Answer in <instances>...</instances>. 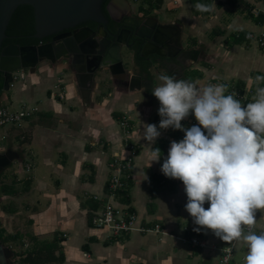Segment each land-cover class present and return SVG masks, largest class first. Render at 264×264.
<instances>
[{
    "label": "crops",
    "instance_id": "crops-1",
    "mask_svg": "<svg viewBox=\"0 0 264 264\" xmlns=\"http://www.w3.org/2000/svg\"><path fill=\"white\" fill-rule=\"evenodd\" d=\"M172 1L180 8L165 7ZM157 2L161 8L154 12L160 23L179 33L175 44L180 51L169 66L154 61L153 89L161 83L154 70L163 66L166 74L169 70L172 76L196 82L201 88L225 83V94L237 89L244 96L236 97L243 105L252 102L256 88L253 78L264 75V47L249 35L264 32V16L254 13L255 9H264V0H209L213 7L207 13L198 11L195 5L200 2L193 0ZM135 5L137 11L139 6ZM169 11L178 15L166 20ZM191 50H200L197 59L192 58ZM134 64L133 60L129 73L142 76L141 89L132 90L130 83L120 84L110 72L105 76L99 72L90 100L84 98L77 75L67 71L66 62L53 65V72L45 79L38 74L40 65L30 73L20 70L26 78L22 91L29 92L34 84L46 91L29 92L24 105L32 113L26 119L25 153L18 159L20 168L11 169L1 178L5 183L0 185L9 187L4 193L5 198H11V216L27 217L26 225L33 229L35 244L63 238L60 245L64 260L52 264H220L221 250L231 245L236 250L234 260L244 262L247 248L242 241L227 245L207 229H201L200 237L217 250L194 247L179 238H189L197 226L185 210L187 195L182 181L166 177L161 166L170 143L182 140L184 132L168 128L159 130L161 135L152 144L143 139L144 125L161 119L160 104L146 91L144 77ZM29 78L31 85L27 84ZM127 78L130 82V74ZM98 80L102 85L112 82L116 89L99 90ZM125 117L129 119L127 128L121 126ZM181 124L187 128L198 122L190 114ZM160 139L167 140L168 145L159 162L151 163V150ZM117 157L130 158L131 167L128 186L111 196L108 186L114 170L110 164ZM108 201L136 212L148 227L161 225L167 233L116 236L97 228L93 214L103 210ZM256 219L259 234L264 231V209L257 210ZM190 227L192 233H187Z\"/></svg>",
    "mask_w": 264,
    "mask_h": 264
},
{
    "label": "clouds",
    "instance_id": "clouds-1",
    "mask_svg": "<svg viewBox=\"0 0 264 264\" xmlns=\"http://www.w3.org/2000/svg\"><path fill=\"white\" fill-rule=\"evenodd\" d=\"M195 7L209 12L213 6L198 3ZM159 80L152 91L160 104L159 129L184 132L182 140L170 143L161 172L182 181L185 210L197 226L193 231L211 230L227 245L242 241L247 248L244 264H264V231L254 230L256 212L264 209V75L253 78L255 94L246 105L237 93L225 94V83L201 88L166 74ZM190 114L198 124L185 128L181 121ZM159 129L144 125L143 139L154 143L161 135ZM150 154L151 163L159 162V148H152ZM232 251L225 248L224 264Z\"/></svg>",
    "mask_w": 264,
    "mask_h": 264
},
{
    "label": "water",
    "instance_id": "water-1",
    "mask_svg": "<svg viewBox=\"0 0 264 264\" xmlns=\"http://www.w3.org/2000/svg\"><path fill=\"white\" fill-rule=\"evenodd\" d=\"M103 2L104 0H0V92L11 89V84L14 81V72L22 69L33 71L40 62L46 59L55 63V53L61 59L62 53H58L57 49L60 46L63 51L68 49V52L74 53L72 47L74 44L76 51L80 47L79 51L94 54V51H87L83 48L90 44L88 36L94 35V33L97 36L100 34V28L97 30L86 28L73 31V35L65 39L60 46H55L53 43L39 46H20L16 44L4 46L10 21L20 5L27 4L33 7L35 19L34 35L35 37L43 38L56 32L74 28L89 20L104 26L108 19L102 10ZM130 7L132 8L131 5ZM128 25L131 27V35L144 41L141 45L142 57L148 58L152 55L161 57L174 56L180 51L175 44L176 35L179 33L171 26L160 23L155 16H133L130 18ZM118 36L117 32L111 31V38H107V43L103 40L98 41L96 48H99V62L79 70L80 74H78V77H83L87 80L85 84H80L81 92L86 100H90L97 75L96 72L101 67L108 69V72L115 76L118 73L130 74V88L132 90L143 87L142 76L129 73L124 66L121 54L122 49L124 47L130 49L132 45H128ZM168 50H170L169 54ZM79 51H77V54ZM134 63V67H136L137 64L136 62ZM16 159H20V155L12 149L0 153V174ZM8 250L11 249L8 248Z\"/></svg>",
    "mask_w": 264,
    "mask_h": 264
},
{
    "label": "rangeland",
    "instance_id": "rangeland-1",
    "mask_svg": "<svg viewBox=\"0 0 264 264\" xmlns=\"http://www.w3.org/2000/svg\"><path fill=\"white\" fill-rule=\"evenodd\" d=\"M130 3L132 4H138L135 5L136 7H138L136 13H139V15H146V16H155L157 19L159 17L158 14H155V10H158L161 8V6L158 5L159 2H157V0H129ZM133 5V6H134ZM180 5L175 6L173 1L170 5L165 6L166 8L170 7V9H175V7L180 8ZM176 15H178L175 12L169 11L166 12L165 14V19L166 20H173ZM122 58H123V62H124V66L125 68L129 71V69L132 68V64H133V52L132 50H130L127 47H124L122 49ZM167 65V64H165ZM44 66V68H43ZM169 66V65H168ZM53 65L50 62H42L40 64V68L38 71V74L43 77L44 79L46 77H48V75L50 74L51 70L53 72ZM30 69H24V71L26 73H30L29 71ZM42 70V71H40ZM24 71H18L17 74H19L20 79L17 80L15 82L14 87H12L9 91L6 92L5 97L3 98L4 100V104L10 109V110H15V109H20L21 107L25 106L24 102L28 101V95H30V91L33 92H43L46 91L44 90V88H42L41 86L34 84L33 86H31L30 91H22V85L23 83L26 81L25 79H22V76L24 75L22 72ZM67 71H71V70H67ZM109 72L108 70H102L100 71V76H105L107 75ZM154 73L157 77H159L161 74H166V71L163 69V66H159L157 70H154ZM167 75V74H166ZM25 80V81H24ZM28 83L30 84L32 83V79L30 82V78L28 79ZM99 81V90L102 89H107L108 91H114L116 89V86H114L112 84V82L110 83H106L105 85H102L100 80ZM48 85V84H46ZM47 89V86H46ZM49 89H47L48 91ZM51 91V90H50ZM40 95V94H39ZM27 106V105H26ZM28 108V106H27ZM123 120V119H122ZM121 120V121H122ZM122 126V123H121ZM27 127V121L25 120L23 123V126L21 127H16L15 129H11L10 126H5V127H0V141H1V151H4L5 149H7L9 146H11L13 151H16L19 155L24 154L25 153V149L24 146H26V144H24L25 139H21L20 136H18L19 134L25 133ZM10 135V138L8 140H1V138L3 137V135L5 133H7ZM17 135V138H15ZM26 135V134H25ZM12 140V141H11ZM20 163L19 160H14L12 162V164L5 169L0 175L1 178L5 177L7 174H9L11 172V169H16L18 170ZM32 172V171H31ZM24 174H25V170H24ZM11 178L9 177L8 180L6 179V183H9L7 181H10ZM23 181V180H22ZM2 183H5V180L2 181ZM2 185H0V221H1V226H0V230H3V234L5 235V239L8 241V245L9 248L16 253L17 257L16 260L14 261V264H20L21 260L23 259V257H25L28 252L34 247L35 243L32 237H35L33 234V229H30L27 227L26 225V220L27 217H24L22 214V216H15L12 217L11 215L13 214L11 212V208L9 207L11 205V198H5V193L2 190ZM19 218V221H17L16 218ZM16 237V238H15ZM244 264V262H242ZM221 264V262H220Z\"/></svg>",
    "mask_w": 264,
    "mask_h": 264
},
{
    "label": "flooded vegetation",
    "instance_id": "flooded-vegetation-1",
    "mask_svg": "<svg viewBox=\"0 0 264 264\" xmlns=\"http://www.w3.org/2000/svg\"><path fill=\"white\" fill-rule=\"evenodd\" d=\"M130 5L132 6V8L130 7ZM102 10L106 16V18L108 19V22L102 26L99 23H96L94 21H85L82 22L81 24L77 25L74 28H70V29H66L60 32H56L54 34H51L49 36L43 37V38H38L35 37V32L31 33L30 35H27V39H30L32 41V43L30 44H24V45H20V44H16L11 42L12 39H15L14 36L9 37L7 36V38L5 40H8L9 42L6 45H11V44H16V45H20V46H29V45H46V44H50L53 43L55 44V46H60L63 41L65 39L70 38L73 34V31L77 30H83L86 28H90L93 30H97L100 28V34L97 36V34L94 33V35L92 34L91 36H88V39H90V44L85 46L83 49L87 50V51H94V54H90L87 53L86 51H79V49H81L80 47H78L79 49L77 51H79V53L77 54V51L75 49L74 44L72 45L73 47V51L72 52H68V49L63 51L62 47L60 46L58 49V53L61 54V59L58 56L57 53L54 54L55 56V60L56 62L54 63L52 60L46 59L42 62H50L52 65H55L57 63L60 62H66L68 69L73 71L77 76V80L80 84H85L87 82V80L83 77H78L79 70L82 68H87L88 66H93L95 63L99 62V48H96L98 41L103 40L105 43H107V38H111L110 37V33L111 31L117 32L118 33V37H120L123 41H125L128 45H132L130 50H132L133 52V57H134V62H136L135 57H136V50L138 47H140L142 45V43H144L143 40H139L136 37L131 35L130 29L131 27L128 25V22L130 21V18L133 16H139V17H145L146 15H139V13H136V10H134L133 5L130 3L129 0H104L103 4H102ZM34 12V10H33ZM148 17V16H147ZM35 23V20H34ZM106 36V37H105ZM94 37V38H92ZM87 39V40H88ZM78 46V45H77ZM65 48V47H64ZM94 48V49H93ZM170 50H168V54H169ZM173 54V52H171ZM65 57V58H64ZM68 57V58H67ZM172 55H168L166 57H161L158 55H152L148 58L152 59V58H157V60H161L164 64H167V66L171 63L170 61L172 60ZM40 62L38 64V66L42 63ZM104 68L101 67L97 72L99 73L100 71H102ZM128 74L127 73H118L116 74V78L117 81L120 84H125V83H130L128 81ZM128 81V82H127ZM95 85V82H94ZM94 87V86H93ZM81 89V86H80ZM7 91L4 92H0V103L2 102L3 98L5 97ZM12 147L9 146L7 149H5L4 151H1L0 149V153H4L6 151H8L9 149H11ZM4 234H1V230H0V264H14V261L16 260V253L13 252L12 250H8L9 245H8V241L5 239Z\"/></svg>",
    "mask_w": 264,
    "mask_h": 264
},
{
    "label": "built area",
    "instance_id": "built-area-1",
    "mask_svg": "<svg viewBox=\"0 0 264 264\" xmlns=\"http://www.w3.org/2000/svg\"><path fill=\"white\" fill-rule=\"evenodd\" d=\"M254 13L256 15H263L264 16V9H255ZM249 38L251 40H255L260 47H264V32L260 34L250 33ZM18 72V71H17ZM17 72H14V81L11 84V88L14 87L15 82L20 79L19 74ZM22 79H25L24 76H22ZM233 92L237 93L238 98H244V96L235 89ZM4 100L0 103V127L10 126L11 129H15L16 127L23 126L24 121L27 119V117L32 113L30 109H28L26 106L21 107L19 110H10L5 104ZM122 127L127 128L129 119L126 117L123 118L121 121ZM18 136L21 137V139H25L26 135L25 133L19 134ZM10 135L5 133L1 140H9ZM17 138V135L16 137ZM12 141V140H11ZM1 141H0V149H1ZM131 148L133 149L134 146L132 145ZM111 167L114 170V173L112 175V178L109 182V192L111 196H114L119 190H124L128 186V179L129 174L128 171L131 167V159L122 160L117 158H114L111 162ZM30 165H28V170H30ZM92 222L97 228L107 229L110 231L113 235L119 236L122 234H132L133 232L138 233H167L165 229L161 227V225L156 224L153 227H148L141 222L138 214L134 211H131L127 207H121L119 205H116L112 201H108L104 207L103 210H99L94 212L92 217ZM257 224L254 226V230L256 231ZM191 227L187 228V233H192ZM245 230H247V226H245ZM180 239L189 242L194 247H199L202 249L205 248H211V249H218L216 246L209 245L207 239L200 237V232H194L190 235V237H179ZM233 249L231 253V259L228 261V264H243L242 262H237L234 260V256L236 254L235 246L231 245L229 246ZM228 248V247H227ZM223 253V256L220 260L221 264H224V257L227 255L225 252V249L221 250Z\"/></svg>",
    "mask_w": 264,
    "mask_h": 264
},
{
    "label": "trees",
    "instance_id": "trees-1",
    "mask_svg": "<svg viewBox=\"0 0 264 264\" xmlns=\"http://www.w3.org/2000/svg\"><path fill=\"white\" fill-rule=\"evenodd\" d=\"M161 1V0H160ZM194 2H200L204 4H208L209 0H193ZM207 13V12H203ZM34 12L33 7L27 4L20 5L16 11L14 12L12 19L10 21L7 36H14L15 39H12L11 42L24 45L30 44L32 41L27 39V35L35 32V23H34ZM9 41L5 40L4 45ZM189 54V53H188ZM190 55L193 59H197L200 55V50H191ZM136 64L140 68V72L144 77L145 87L148 94H151L153 91V83L154 77L151 72V67L157 58H145L141 56V46L136 50ZM167 75H171V72L168 70ZM159 118H155L153 124L157 125L159 129ZM166 130V129H159ZM178 131L177 129H174ZM168 145V141L165 139H160L156 143V148H159L162 152ZM0 184H1V175H0ZM2 190L7 193L9 191L8 186H3ZM155 186H152V192H155ZM1 226V221H0ZM1 234H3V230H1ZM16 238V237H15ZM63 238H55L53 241H43L42 243H37L34 247L28 252V254L23 257L20 264H52L56 261H63L64 254L61 252L62 247L60 242H62ZM59 252V254H56Z\"/></svg>",
    "mask_w": 264,
    "mask_h": 264
}]
</instances>
